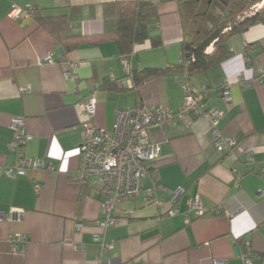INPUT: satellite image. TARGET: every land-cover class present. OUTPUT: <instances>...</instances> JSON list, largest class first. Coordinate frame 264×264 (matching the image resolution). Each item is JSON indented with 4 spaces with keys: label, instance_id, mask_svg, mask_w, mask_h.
Wrapping results in <instances>:
<instances>
[{
    "label": "crops",
    "instance_id": "obj_1",
    "mask_svg": "<svg viewBox=\"0 0 264 264\" xmlns=\"http://www.w3.org/2000/svg\"><path fill=\"white\" fill-rule=\"evenodd\" d=\"M113 1L130 0H0V165L15 161L8 146L11 122L22 117L30 136L23 153L54 167L30 170L25 177L0 176V210L10 217L0 219V264H215L216 260L241 264L247 248L255 256L254 264H264L261 21L228 37V57L191 75L195 85H209L207 104L222 111L218 127L225 138L237 141L235 150L215 151L205 116L187 114L151 129L150 140L161 148L155 179L146 178L137 197L116 204L113 212L124 221L103 232L113 248L102 251L94 241L101 232L96 220L103 209L93 186L76 179L85 119L79 104L95 97L93 122L106 129L111 128L116 110L140 103L176 112L183 97L181 72L153 76L137 85L131 74L172 69L181 62L182 44L192 40L195 28L192 13L202 0H145L156 5L153 33H160L163 45L153 48L146 40L126 55L111 38L84 40L65 52L36 20L61 17L78 6L81 19L71 24L70 31L91 37L103 32V4ZM13 3L30 6L33 15L10 18ZM46 54L57 62L38 64ZM72 65L74 77L66 79L65 71ZM224 81L231 84L230 105L217 94ZM245 148H251V157ZM34 183L40 184L38 191ZM154 184L160 204L147 205L145 190ZM175 190L181 193L174 206L177 212L170 214L168 202ZM196 196L204 209L200 216L189 207ZM15 234L25 236L24 248L16 254L8 241Z\"/></svg>",
    "mask_w": 264,
    "mask_h": 264
},
{
    "label": "built area",
    "instance_id": "obj_2",
    "mask_svg": "<svg viewBox=\"0 0 264 264\" xmlns=\"http://www.w3.org/2000/svg\"><path fill=\"white\" fill-rule=\"evenodd\" d=\"M264 0L261 3H254L251 7L257 6L255 11L245 14V16L253 15L262 9ZM250 7V8H251ZM33 9L30 6L20 7L16 3L11 5L8 16L13 19H23L31 17ZM245 16H242L245 17ZM264 23V11L261 16ZM208 46L205 52H210ZM193 59V58H192ZM62 61V60H61ZM56 59L50 54L38 58L37 63H55ZM128 69V64H124ZM70 66L65 71V78L72 79L74 77ZM264 74V68L259 69ZM183 80L181 82L182 102L176 112L169 110L162 105H147L140 103L133 107L118 109L110 129L98 127L94 124V116L96 111V99L91 96L88 101L79 104L83 115L82 122L83 132L81 142L77 151L80 157V164L77 171V181L90 183L94 191L101 196V206L103 215L96 220L101 232L94 235V241L99 243L102 251L113 248V244L106 242L103 238V232L111 227L124 221L123 218L114 214L116 204L122 201H130L137 197L142 188V182L146 178L155 179V162L160 157L159 142L151 141L149 131L153 128H160L167 123H175L184 115L205 116L211 123L212 144L217 153L233 152L237 146V141L233 138H225L219 130V121L222 111L211 107L207 104L206 98L209 96L210 87L207 83L195 85L191 80V75L184 69L182 71ZM239 81L244 80L239 78ZM231 84L224 81L217 90L218 96L226 105L231 104ZM26 89V88H25ZM12 139L8 146L16 155L15 161L11 165H0V176L7 175L27 176L30 170L47 169L53 170L52 164L46 163L44 160L37 158H29L23 153V147L28 142L30 136L25 129L24 119L16 117L11 122ZM251 148H245L244 152L251 157ZM157 186L145 190V204H160L156 200L154 191ZM36 191L40 189L39 183H34ZM181 190H175L169 199L171 209L170 214L177 212L174 208L176 200ZM189 207L196 215H203L201 199L196 196L189 201ZM218 211H216L217 213ZM17 215L20 212H15ZM10 217L0 210V219H9ZM80 224L77 223V227ZM11 251L18 253L23 250L25 244V236L15 234L8 239ZM254 254L251 248H247L241 254V264H254ZM215 264H224L220 260H216Z\"/></svg>",
    "mask_w": 264,
    "mask_h": 264
},
{
    "label": "trees",
    "instance_id": "obj_3",
    "mask_svg": "<svg viewBox=\"0 0 264 264\" xmlns=\"http://www.w3.org/2000/svg\"><path fill=\"white\" fill-rule=\"evenodd\" d=\"M258 0H227L222 15L208 32L195 40L183 42L181 62L172 69L148 68L131 74L135 85L160 74L170 71L181 72L186 69L190 75L203 72L230 55L226 42L235 32H243L256 21L261 20V11L236 20L246 8ZM81 7L72 6L69 13L57 18L37 17L39 26L47 29L51 36L62 44L67 52L75 48L81 41L91 40L93 43L111 38L115 41L121 54H130L135 44L149 40L151 47L163 45L159 32L156 30L158 13L156 5L151 1L130 0L113 1L103 4V32L87 37L72 34L71 24L81 19ZM89 40V41H90ZM212 45L210 52H205ZM193 58V59H192Z\"/></svg>",
    "mask_w": 264,
    "mask_h": 264
},
{
    "label": "rangeland",
    "instance_id": "obj_4",
    "mask_svg": "<svg viewBox=\"0 0 264 264\" xmlns=\"http://www.w3.org/2000/svg\"><path fill=\"white\" fill-rule=\"evenodd\" d=\"M227 0H202L199 6L192 13V20L194 22V30L192 34V40L200 38L205 35L208 30L217 22V20L222 15L225 3ZM257 3H261V0H258ZM252 6V5H251ZM250 6V7H251ZM264 4L261 6L263 8ZM246 8L239 16L236 17V20L249 14L250 12L255 11L257 6ZM262 10V9H261ZM260 10V11H261ZM209 51L212 48L208 49Z\"/></svg>",
    "mask_w": 264,
    "mask_h": 264
}]
</instances>
